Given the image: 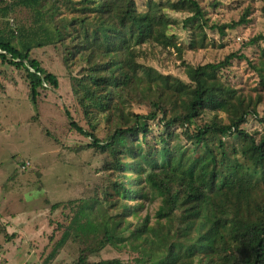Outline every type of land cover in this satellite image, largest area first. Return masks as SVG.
Segmentation results:
<instances>
[{"label":"trees","instance_id":"trees-1","mask_svg":"<svg viewBox=\"0 0 264 264\" xmlns=\"http://www.w3.org/2000/svg\"><path fill=\"white\" fill-rule=\"evenodd\" d=\"M0 5V63L25 72L35 106L41 89L60 88L58 76L33 58L35 49L59 46L68 72L76 65L84 67L82 78L71 76L72 91L92 132L69 110L65 115L71 129L91 140L88 148L111 158L104 167L112 171V187L124 201L118 208L138 220L136 226L128 222L130 237L114 238L106 230L107 244L118 248L135 239L151 264H264V117L257 112L261 97L244 96L220 76L233 60L246 56L232 53L219 63L184 64L188 82L138 62L139 48L148 44L174 49L182 58L185 47L168 35L173 20L167 10L190 15L185 23L192 22L195 37L188 49L208 47L206 12L198 1L151 0L145 10L135 0H0ZM17 8L35 12L32 30L12 28L6 21ZM248 16L237 25L248 23ZM237 25L217 29L225 37L226 29ZM261 41L264 35L246 45ZM248 63L264 88V59L258 65ZM207 112L213 113L210 122L195 126ZM250 117H256L262 133L243 128ZM102 121L111 129L105 140L94 133ZM150 196L161 201L154 224L150 215L139 217L140 200ZM82 201L68 204L74 215L86 217L92 208ZM92 202L113 206L98 195ZM75 264L123 263H91L80 257Z\"/></svg>","mask_w":264,"mask_h":264},{"label":"rangeland","instance_id":"rangeland-1","mask_svg":"<svg viewBox=\"0 0 264 264\" xmlns=\"http://www.w3.org/2000/svg\"><path fill=\"white\" fill-rule=\"evenodd\" d=\"M135 1L140 10H145L151 0ZM196 1L206 12L208 26L204 30L208 47L188 49L191 38L195 37L192 22L185 23L191 20L190 15L167 10L166 14L173 20L168 35L176 36L185 47L182 58L174 49L163 50L148 44L139 48L142 56L138 62L188 82L184 64L197 67L219 63L232 53L246 56L233 60L220 76L226 85L244 96L261 97L257 112L259 117H264V88L248 63L258 65L264 59V42L246 45L264 35V0ZM246 13H249L248 23L237 25ZM7 20L12 28L32 30L35 12L17 8ZM232 24L236 28L226 29L222 37L217 27ZM3 26L4 23L0 27ZM33 58L58 76L60 83L59 90L41 89L37 106L30 100L25 72L0 63V264H75L80 257L91 263L119 259L123 264H151L139 241L130 240V244L126 241L123 244L128 245L114 248L104 240L106 230L114 238L130 237L133 229H129L128 222L136 226L138 220L118 208L124 201L112 187V171L104 167L111 158L88 148L91 140L71 129L65 115L69 110L77 123L92 132L72 91L71 76L82 78L83 65H76L68 72L62 65L59 46L35 49ZM212 115L207 112L195 126L207 124ZM220 118L228 123L226 114L221 113ZM243 128L250 134L263 132L256 117H250ZM110 131V125L102 121L94 133L105 140ZM26 163L30 165L23 169ZM96 195L101 200L107 198L113 206H97L92 202ZM151 198L140 200L143 207L139 217L150 215L154 224L161 201ZM76 200H83L92 212L86 217L74 215L68 202ZM56 203L62 206L53 208ZM128 203L133 206L136 202Z\"/></svg>","mask_w":264,"mask_h":264},{"label":"built area","instance_id":"built-area-1","mask_svg":"<svg viewBox=\"0 0 264 264\" xmlns=\"http://www.w3.org/2000/svg\"><path fill=\"white\" fill-rule=\"evenodd\" d=\"M30 164L28 163L27 166H29ZM23 169H26L25 167Z\"/></svg>","mask_w":264,"mask_h":264}]
</instances>
